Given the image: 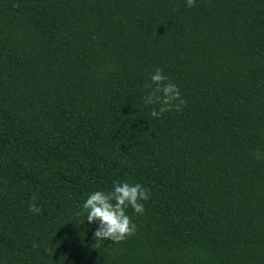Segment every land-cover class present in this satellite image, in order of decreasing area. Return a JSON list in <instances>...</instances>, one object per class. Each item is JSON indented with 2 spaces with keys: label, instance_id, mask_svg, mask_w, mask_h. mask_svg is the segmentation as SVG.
Here are the masks:
<instances>
[{
  "label": "trees",
  "instance_id": "1",
  "mask_svg": "<svg viewBox=\"0 0 264 264\" xmlns=\"http://www.w3.org/2000/svg\"><path fill=\"white\" fill-rule=\"evenodd\" d=\"M114 181L151 197L94 241ZM0 264H264V0H0Z\"/></svg>",
  "mask_w": 264,
  "mask_h": 264
},
{
  "label": "clouds",
  "instance_id": "2",
  "mask_svg": "<svg viewBox=\"0 0 264 264\" xmlns=\"http://www.w3.org/2000/svg\"><path fill=\"white\" fill-rule=\"evenodd\" d=\"M196 0H186V6L191 8ZM151 84L146 85L150 91L145 95L144 102L149 105H158V110L153 108L151 116L160 117L165 112L173 109L179 110L186 106L187 102L182 98L178 86L169 80L163 69L157 68L150 76ZM111 191H95L91 193L82 205V211L76 215L86 214V221L97 223L98 227L94 232V241L111 240L114 244L123 242L127 237L134 235L137 225L126 213L129 207L136 214H143L145 211L143 201L151 197V192L140 183L130 184L128 182H113ZM29 211L34 214L41 212V207L36 203L33 196ZM49 252L52 249L48 250Z\"/></svg>",
  "mask_w": 264,
  "mask_h": 264
}]
</instances>
